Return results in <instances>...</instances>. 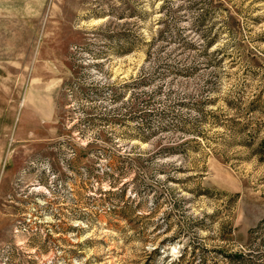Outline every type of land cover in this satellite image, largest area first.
<instances>
[{
    "label": "rangeland",
    "instance_id": "1",
    "mask_svg": "<svg viewBox=\"0 0 264 264\" xmlns=\"http://www.w3.org/2000/svg\"><path fill=\"white\" fill-rule=\"evenodd\" d=\"M0 264H264V0H0Z\"/></svg>",
    "mask_w": 264,
    "mask_h": 264
}]
</instances>
